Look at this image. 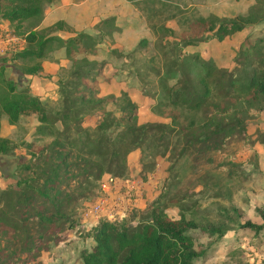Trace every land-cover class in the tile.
Instances as JSON below:
<instances>
[{
    "label": "trees",
    "instance_id": "1",
    "mask_svg": "<svg viewBox=\"0 0 264 264\" xmlns=\"http://www.w3.org/2000/svg\"><path fill=\"white\" fill-rule=\"evenodd\" d=\"M54 1L0 0V18L15 22L14 28L17 29L21 20L40 18L43 5ZM262 7L263 3L260 2L257 13L249 9L245 15L235 18L220 19L213 14L194 18L187 25V33L179 35L174 43V57L166 59L159 69L152 67L157 84L156 91L150 97L156 100L154 108L167 103L171 107H184L188 112L200 111L202 116L198 124L193 120L184 125L178 123V114L173 111L167 115L168 123L137 124V105L126 99L120 107L124 112L123 124L110 111H103L92 127L80 126L87 110L100 108L111 96L99 98L96 96L97 90L93 89V85H96L94 74L101 69L100 64L88 61L84 56L75 59L72 54L94 53L102 37L110 33L109 30L102 33L99 26H113L114 16L98 19L93 25L96 36L78 32L62 39L34 30L24 34L23 47L11 51V56L7 58L11 61L34 60L22 71L26 75H37L42 70L41 60L45 52L51 49V43L56 42L58 47L63 48L72 67H76L70 72V77L76 79L72 90L78 89L79 97L70 98L71 91L67 92L60 111L52 113L38 96L30 93L27 85L18 87L13 80L7 79L4 76L5 67L0 64V116L4 114L8 124L13 125L21 116L31 114L40 124L50 127L56 122L62 124L60 130L53 131L49 127L40 130L39 133L52 135L53 139L49 145L37 148L35 155L30 154L32 163L22 166L32 176L7 183L0 193V237L12 241L14 247L7 254L0 250V264H28L45 251L46 246L41 244L56 245L65 241V231L76 228L78 224L76 211L79 207L81 215L87 213L88 206L77 203L87 201L90 195L103 196L105 193L101 184L109 178H124L129 153L141 149L149 139L163 147V150L157 151L160 156L170 147V137L175 132L184 135L182 152L194 143L199 144L201 150L213 148L234 132L241 134L242 145L249 148L245 126L238 114L239 107L245 101L264 105V43L261 44L259 39L261 45L248 56L241 52L240 61L248 64L247 69L218 68L210 58L203 59L197 50L188 51L186 48L209 40L221 41L242 31L248 24L262 21ZM60 25L61 20L46 28ZM149 29L153 31V26ZM161 30L168 35L173 34L169 28L161 26ZM247 39L245 37L239 44L238 50L244 48ZM147 44L148 38L140 37L134 47L143 50ZM108 53L117 58L126 56L114 48L109 49ZM1 60L5 61L6 57ZM93 69L96 71L90 76ZM88 76L89 86L84 82ZM77 104L79 108L74 107ZM65 121H69L72 128ZM72 131L82 133L78 143L70 138ZM187 133H191V136H186ZM16 144L0 137V154L10 152ZM23 144L28 148L31 146L30 142ZM48 158L56 160L47 163ZM141 172L140 176L144 177ZM39 176H43L42 183L37 185L34 178ZM61 185L64 190L59 189ZM177 202L178 199L168 197V191L161 187L155 198L144 201L138 215L134 209H129L124 211L123 216H115L112 220L99 216L86 233L91 240L90 245L79 251L81 264H193L203 252L198 254L195 251L190 230L199 226L194 219L185 218L182 212L178 217L167 215L166 209L178 206ZM72 209L71 214L69 210ZM255 211L260 223L246 221L241 227L258 233L264 230V208H256ZM214 231L217 237L223 234L219 229ZM259 264H264V258L260 259Z\"/></svg>",
    "mask_w": 264,
    "mask_h": 264
},
{
    "label": "rangeland",
    "instance_id": "2",
    "mask_svg": "<svg viewBox=\"0 0 264 264\" xmlns=\"http://www.w3.org/2000/svg\"><path fill=\"white\" fill-rule=\"evenodd\" d=\"M260 2L263 3L264 13V0H55L43 5L40 18L21 20L17 29L14 28L15 22L9 23L7 30L0 33H11L19 38H24V34L30 30L54 34L62 39L78 32L96 36L97 31L93 25L98 19L112 15L115 17L113 26H99L102 33L108 30L110 33L102 37L99 48L94 53L72 54L75 59L84 56L88 61L100 64V70L93 69L90 72L92 76L96 71V85H93V89L97 90L96 96L99 98L111 96L100 108L87 110L80 126L92 127L103 111H110L123 124L124 112L120 107L126 99L137 105V124L168 123L169 111L178 114V123L182 125L190 120L198 124L202 116L200 111L188 112L184 107H171L167 103L154 108L156 100L150 97L156 91L157 84L152 67L159 69L166 59L174 57V43L179 35L187 33V25L194 18L206 17L208 14L220 19L235 18L245 15L249 9L257 13L256 8L260 6ZM56 8L59 10L57 13ZM59 20L62 21L59 27L46 28ZM41 22L43 25H39ZM36 25L38 27L34 29ZM152 26L153 31L149 29ZM161 26L171 29L173 34H166ZM140 37L148 38L146 49L134 47ZM245 37H248L243 45L246 49L241 47L238 50ZM259 39L261 44L264 43V19L246 25L242 31L221 41L209 40L186 49L197 50L203 59L210 58L216 67L224 70L236 67L247 69L248 64L240 61L241 52L247 56L251 54L252 50L261 45L258 43ZM9 48L11 50V46ZM50 48L41 60L40 74L31 76L36 77L33 88L34 92L37 90L40 93L42 104L50 112L56 113L60 111L66 93L71 91L69 97L77 99L79 90H72L76 79L70 77V72L76 67H72L63 48L58 47L56 42L51 43ZM112 48L121 50L126 56H110L108 50ZM237 51L239 54L236 57ZM8 53L11 56V51ZM34 62L16 60L13 67L6 65L4 76L12 79L18 87L27 85L30 91L32 85L29 86V80L24 77L22 70ZM90 76L84 80L87 86L90 85ZM74 107L80 106L77 104ZM239 112L238 117L244 123L249 148L242 145L241 134L234 132L228 138L221 139L213 148L201 150V146L194 143L182 152L184 135L175 132L170 137V147L163 156L157 155V151L163 150V147L153 139L145 141L141 149L131 151L127 157L124 177L129 182H140L135 187L133 185L131 191H127L128 188L124 185L101 196L108 197L114 203L113 208L116 210L112 208V214L120 215L125 209H134L138 215L142 209L137 208L135 193L137 198L142 194L143 197L147 195L152 199L162 187L168 191V197L178 199V206L166 209L167 215L178 217L182 212L185 218L194 219L199 226L190 230L195 251L198 254L203 252L193 264H259L260 259L264 258V230L253 233L242 228L241 224L246 221L259 224L255 210L264 208V105L245 101L239 107ZM28 116L20 118L13 127L5 131V137L17 144L10 152L0 154V193L7 183L32 176L22 166L32 163L30 154L35 155L37 148L49 145L53 139L52 135L39 133L40 130L46 127L53 131L62 128L60 122L50 127L40 124L35 115ZM0 120L7 124L5 115L2 114ZM65 123L72 128L69 121ZM185 135L190 137L191 133ZM70 138L78 143L82 133L72 131ZM27 142L31 143L29 148L23 144ZM52 160L55 161L56 158L46 159L47 163ZM140 171L144 177L140 176ZM41 177L43 176L34 178L37 185L42 183ZM106 184L112 187L111 183H104L101 185L104 191L108 186ZM59 189L65 188L61 185ZM148 192L151 194H146ZM99 199L100 197L90 195L87 201L77 204L88 206L99 202ZM138 200L142 202L141 199ZM80 210L81 206L76 211V228L65 231L66 240L56 245L41 244L46 246L45 251L36 257V262L28 264H81L79 251L90 245L91 240L86 233L92 226L91 223L100 215L86 213L88 217L85 218ZM72 211L73 209L69 210L71 214ZM216 229L223 231L221 237H217L216 231L213 232ZM11 243L12 241L8 242L0 237V250L4 254L9 253L14 248Z\"/></svg>",
    "mask_w": 264,
    "mask_h": 264
},
{
    "label": "crops",
    "instance_id": "3",
    "mask_svg": "<svg viewBox=\"0 0 264 264\" xmlns=\"http://www.w3.org/2000/svg\"><path fill=\"white\" fill-rule=\"evenodd\" d=\"M58 8H59V6H57ZM58 8H56V13L59 11L58 10ZM9 23L10 22H8V21H6V20H4V19H1L0 18V29H2V30H6L7 28H6V26L7 25H9ZM43 25V23L41 22L39 25ZM38 27V25H36L35 27H34V29L35 28H37ZM9 56V53H4V54H0V64H3L4 65V67H6V65L7 66H12L13 67V63L16 61V60H13V61H11V60H9L8 58H6L7 60H5V61H2L1 59L3 58V57H8ZM24 77L27 79V80H29V86H30V84L32 85V86H30V88H32V90H30V93L31 94H33V95H36V96H38L39 97V99L40 100H42V97H40V93L37 91V90H35V92H34V88H33V85H34V82L36 81V79H34V78H36V77H32L31 75H26V74H24ZM10 80H12V79H10ZM32 82H33V84H32ZM4 115V114H3ZM28 118L29 116H21L20 118ZM7 122V121H6ZM11 127H13V125H11V124H8V122H7V124L4 122V121H1L0 120V137H4V138H7V137H5V131L6 130H8L7 128H11ZM128 178L127 177H124V178H114L113 179V183H111L112 184V187L109 185V184H106V186H107V189H106V191H104L105 192V194H109V192H110V190H112V189H114L115 187H120V186H127V191H131V188H133V185H134V187L136 186L135 184H137L138 182H140V181H128L127 180ZM125 181H126V183H125ZM105 187V186H104ZM123 190H124V188H123ZM122 190V191H123ZM136 195H137V193H135ZM146 194H151V193H146ZM135 195V200L137 201V208L138 209H142L143 208V206H144V201L145 200H151V197H147V195H145L144 197L142 196V194L140 195L141 197L140 198H137L138 196H136ZM134 199V198H133ZM138 199H141L142 200V202H143V204H142V202L141 201H139ZM153 199V198H152ZM86 215H88V214H84V216H85V218L86 217H88V216H86ZM96 223V221L94 220L92 223H91V225H94Z\"/></svg>",
    "mask_w": 264,
    "mask_h": 264
},
{
    "label": "built area",
    "instance_id": "4",
    "mask_svg": "<svg viewBox=\"0 0 264 264\" xmlns=\"http://www.w3.org/2000/svg\"><path fill=\"white\" fill-rule=\"evenodd\" d=\"M7 30V29H6ZM2 31V29H0ZM5 31V30H4ZM24 38H19L11 33H0V54L8 53L9 51L19 50L23 47ZM11 46V50L10 47ZM114 178H109L104 183H113ZM103 183V184H104ZM102 185V184H101ZM103 190V189H102ZM104 191V190H103ZM129 195V194H128ZM100 201L97 203H92L88 205L87 213L106 216L108 219H114V217H121L125 210H123L120 215H113L112 208L114 203H111V200L104 196L100 197ZM114 209V208H113ZM116 210V209H114ZM116 212V211H115ZM118 213V212H117Z\"/></svg>",
    "mask_w": 264,
    "mask_h": 264
}]
</instances>
